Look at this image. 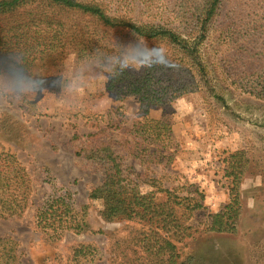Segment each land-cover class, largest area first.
I'll use <instances>...</instances> for the list:
<instances>
[{
	"label": "rangeland",
	"instance_id": "rangeland-1",
	"mask_svg": "<svg viewBox=\"0 0 264 264\" xmlns=\"http://www.w3.org/2000/svg\"><path fill=\"white\" fill-rule=\"evenodd\" d=\"M157 1L171 5L174 0ZM168 13L156 9L141 18L158 21ZM95 39L109 50L135 40L166 50L167 55L156 63L127 70L146 74L150 86L161 94V103L148 106V115L169 124L173 144L161 154V148L156 150L155 159L134 156L157 147L134 138L143 112L139 101L132 95H115L108 88L110 79L101 84L90 77L79 93L70 88L43 106L0 111V150L13 153L31 180L27 212L20 218L0 219V237L16 242L19 264H147L140 248L143 244L137 239L149 226L140 214L105 222L99 215L101 201L88 198L103 178L99 161L88 157V151L103 145L125 156L123 167L137 178L143 192L154 190L143 181L155 178L162 188L176 187L179 195L189 184L204 193L205 208L195 211L189 221L194 225L190 237L177 241L159 229L161 240L153 250L154 262L175 259L176 264H264V99L231 83L217 60L214 40L208 39L202 47L205 77L202 80L193 72L198 84L193 86L192 76L180 71L173 50L160 40L122 36L105 28L97 29ZM91 61L78 60L75 49L66 48L61 69L49 74L64 71L69 83L78 82L74 68ZM183 81L187 83L183 85ZM56 83L48 87L54 88ZM236 151H243L246 160L239 183L242 211L236 231L209 232L204 225L209 214L229 201L227 157ZM8 166L0 160V174L8 175ZM65 190L76 209L87 206L86 217L80 233L65 232L60 239H53L34 226L32 215L48 194ZM81 245L89 249L73 259V250Z\"/></svg>",
	"mask_w": 264,
	"mask_h": 264
},
{
	"label": "trees",
	"instance_id": "trees-1",
	"mask_svg": "<svg viewBox=\"0 0 264 264\" xmlns=\"http://www.w3.org/2000/svg\"><path fill=\"white\" fill-rule=\"evenodd\" d=\"M157 2L0 0V59L22 51L30 67L48 73L59 71L66 48H74L78 60L93 59L97 50H113V47L104 49L99 39H95L97 29L105 28L122 36L164 42L174 52L175 65L186 76H192L190 84L195 86L198 84L191 74L194 72L202 80L205 77L202 47L210 39L215 41L217 60L231 83L264 99V0H174L171 5ZM156 9L168 10V16H162L159 22L141 18L145 13L152 15ZM186 83L183 81V85ZM150 85L146 74L137 75L125 69L123 74L117 70L111 75L108 88L117 96L132 95L139 101V110L143 112L134 138L153 143L157 148H149L144 154L136 152L134 156L155 159L156 150L161 148V154L173 144V136L166 121L148 115V106L162 100L161 94ZM88 152L91 153L88 157L99 161L103 175L101 183L88 194L90 200L101 201V219L112 222L139 213L149 226L144 234L141 230L142 236L137 239L143 244L140 248L145 252L147 264H176L175 259L152 260L153 250L161 240L159 229L166 230L177 241L190 237L194 232V225L189 222L193 213L205 208L203 191L189 184L184 194L179 195L176 187L162 188L157 179L148 178L143 182L154 190L143 192L138 188L137 178L123 167L124 155L106 145ZM0 160L10 167L8 175L0 174V219L20 218L31 204L29 174L13 153L0 150ZM227 160L229 201L218 212L209 214L204 222L209 232L234 233L241 215L239 183L246 165L244 152L230 153ZM158 193L163 197H158ZM86 210V205L74 207L67 190L50 193L34 209L33 224L47 236L60 239L65 232H81ZM85 248L89 246L76 247L73 259L85 254ZM0 264H19L16 242L11 237H0Z\"/></svg>",
	"mask_w": 264,
	"mask_h": 264
},
{
	"label": "clouds",
	"instance_id": "clouds-1",
	"mask_svg": "<svg viewBox=\"0 0 264 264\" xmlns=\"http://www.w3.org/2000/svg\"><path fill=\"white\" fill-rule=\"evenodd\" d=\"M92 55L91 63L74 68L78 82L69 83L64 71L61 74L38 71L28 65L22 51L9 53L0 59V111L10 107L43 106L53 96L59 97L70 88L79 93L90 77L103 84L117 70L123 74L125 69L132 70L137 66L143 68L147 64L156 63L167 52L161 46L135 40L111 51L97 50ZM53 82L58 83L54 88L48 87Z\"/></svg>",
	"mask_w": 264,
	"mask_h": 264
}]
</instances>
